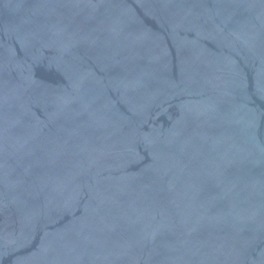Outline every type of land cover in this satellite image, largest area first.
Masks as SVG:
<instances>
[{"label": "water", "instance_id": "1", "mask_svg": "<svg viewBox=\"0 0 264 264\" xmlns=\"http://www.w3.org/2000/svg\"><path fill=\"white\" fill-rule=\"evenodd\" d=\"M0 264H264V0H0Z\"/></svg>", "mask_w": 264, "mask_h": 264}]
</instances>
